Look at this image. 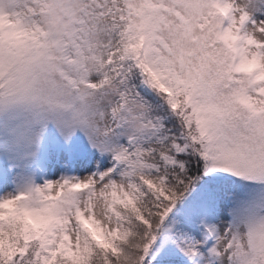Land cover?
Segmentation results:
<instances>
[{
	"label": "snow or ice",
	"instance_id": "6c2138e0",
	"mask_svg": "<svg viewBox=\"0 0 264 264\" xmlns=\"http://www.w3.org/2000/svg\"><path fill=\"white\" fill-rule=\"evenodd\" d=\"M0 264H264V0H0Z\"/></svg>",
	"mask_w": 264,
	"mask_h": 264
}]
</instances>
